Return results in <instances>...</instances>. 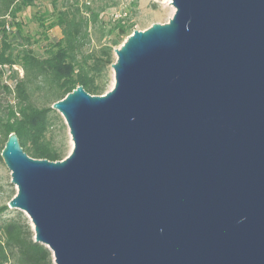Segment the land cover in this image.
Segmentation results:
<instances>
[{
  "label": "water",
  "instance_id": "95a60500",
  "mask_svg": "<svg viewBox=\"0 0 264 264\" xmlns=\"http://www.w3.org/2000/svg\"><path fill=\"white\" fill-rule=\"evenodd\" d=\"M113 50V86L51 108L71 151L0 157L54 264H264V0H170Z\"/></svg>",
  "mask_w": 264,
  "mask_h": 264
},
{
  "label": "trees",
  "instance_id": "16d2710c",
  "mask_svg": "<svg viewBox=\"0 0 264 264\" xmlns=\"http://www.w3.org/2000/svg\"><path fill=\"white\" fill-rule=\"evenodd\" d=\"M37 1L0 0L1 150L15 133L28 156L59 161L68 151L67 126L51 105L77 86L90 95L107 91L113 50L136 30L130 8L137 2L47 0L37 17L46 39L38 49L23 16ZM55 27L60 35L47 37ZM33 92L44 93L47 104H36ZM0 264H54L51 251L35 241L28 217L7 204L0 206Z\"/></svg>",
  "mask_w": 264,
  "mask_h": 264
},
{
  "label": "rangeland",
  "instance_id": "374dc122",
  "mask_svg": "<svg viewBox=\"0 0 264 264\" xmlns=\"http://www.w3.org/2000/svg\"><path fill=\"white\" fill-rule=\"evenodd\" d=\"M136 2L137 5L130 8V13L132 14L133 19L137 21L136 30H144L153 23H166L173 16L175 11L174 7L170 3V0H136ZM46 5L47 0H39V2H36L35 6L27 8L25 13L23 14V16H28L25 25V31H30V34L32 35L31 38L32 40H34L33 46L34 48L38 49L42 48V45L46 42V39L43 37L44 32H42V28L38 25L37 17L39 16L40 9H42ZM33 14H36V18H32ZM46 35L47 37L51 35H56L55 37H58L60 35V30L55 27ZM113 56L115 58L114 53ZM15 68L18 70L21 76L23 74L22 69L17 66ZM112 86L113 74L112 69L110 68V81L107 90H109ZM10 99L13 100L12 97H10ZM33 99L38 105H44L48 102L47 100H44V93L42 92H33ZM66 134L68 154L72 148L68 129ZM2 146L3 145L0 142V153ZM10 181V171L7 169L0 157V206L7 204L8 201L16 194V187ZM9 209L11 211L17 210L11 208Z\"/></svg>",
  "mask_w": 264,
  "mask_h": 264
}]
</instances>
